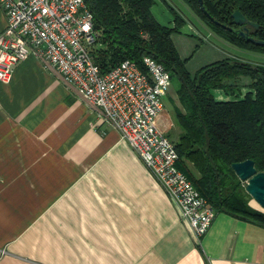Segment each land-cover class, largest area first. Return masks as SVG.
<instances>
[{
    "label": "crops",
    "instance_id": "obj_1",
    "mask_svg": "<svg viewBox=\"0 0 264 264\" xmlns=\"http://www.w3.org/2000/svg\"><path fill=\"white\" fill-rule=\"evenodd\" d=\"M172 7L184 18L172 39L192 73L248 59L247 49L209 39L172 0L151 11L175 27ZM6 25L0 5V32ZM232 82L251 90L248 76ZM0 264H264V225L219 212L199 239L119 130L31 53L0 81Z\"/></svg>",
    "mask_w": 264,
    "mask_h": 264
},
{
    "label": "trees",
    "instance_id": "obj_2",
    "mask_svg": "<svg viewBox=\"0 0 264 264\" xmlns=\"http://www.w3.org/2000/svg\"><path fill=\"white\" fill-rule=\"evenodd\" d=\"M186 1L219 36L240 48L264 53V46L248 42L212 21L200 0ZM85 2L93 14L95 32L90 50L101 72L126 59L145 70L146 56L162 63L179 82L180 104L174 115L179 131L173 140L179 154L177 166L217 213L264 225V211L251 204L247 182L233 168L234 162L253 159L258 170L264 171V63L229 56L192 73L172 39L184 22L173 7L177 22L169 27L154 17L151 8L155 0ZM203 4L215 19L232 26V13L239 9L260 24L251 31L256 38L264 39V0H203ZM242 75L251 79V90L245 94L232 82ZM217 89L232 99H218L214 93Z\"/></svg>",
    "mask_w": 264,
    "mask_h": 264
},
{
    "label": "built area",
    "instance_id": "obj_3",
    "mask_svg": "<svg viewBox=\"0 0 264 264\" xmlns=\"http://www.w3.org/2000/svg\"><path fill=\"white\" fill-rule=\"evenodd\" d=\"M0 5L7 18L0 32V81L9 83L31 53L58 70L136 150L201 239L217 212L179 169L176 144L157 123L170 71L146 56L145 70L126 59L102 73L90 50L95 32L85 0H0Z\"/></svg>",
    "mask_w": 264,
    "mask_h": 264
},
{
    "label": "water",
    "instance_id": "obj_4",
    "mask_svg": "<svg viewBox=\"0 0 264 264\" xmlns=\"http://www.w3.org/2000/svg\"><path fill=\"white\" fill-rule=\"evenodd\" d=\"M203 10L207 16L215 23L233 31L238 36L245 38L248 42L264 46V39L256 38L251 31V27L258 29L260 24L249 19L242 11L236 9L232 13L234 26L221 23L215 19L205 8L203 0H200ZM233 168L241 180L247 182L246 190L252 198L264 209V171H259L253 159H246L233 163Z\"/></svg>",
    "mask_w": 264,
    "mask_h": 264
},
{
    "label": "rangeland",
    "instance_id": "obj_5",
    "mask_svg": "<svg viewBox=\"0 0 264 264\" xmlns=\"http://www.w3.org/2000/svg\"><path fill=\"white\" fill-rule=\"evenodd\" d=\"M172 1L177 3V5H179L181 10L191 19V21H193V23H195L199 28H201L204 31V33L206 34V36L209 39H211L212 41H215L216 43L220 44L221 47H223V48H225L227 50H230V48H233V47H231L233 45H231L227 41H224V39H222L223 37H221L217 33H215L211 29V27L202 18H200L198 15L193 13L192 8L189 6V4L187 3L186 0H172ZM209 32H211V34H209ZM218 40H222V41L226 42L228 45L223 44L221 41H220L221 42L220 43ZM241 55L247 56L248 59H251L252 61H257V62H260V63H264V53H259V52H254V51H248L247 50V51H244V53H242ZM199 60H198V62H199ZM193 65L194 64L192 63L190 67L193 68L194 67ZM178 84H179V82H178L177 78H172L170 88L167 91V93L164 95L165 108H164L163 113H165V114H164V118H163V121H162V126H160V128L167 135H169L172 138V140H176L177 139V134H178V131H179L178 126H177V124L175 123V120H174L176 106H177V104H180L179 100H178V96H177ZM169 121H171L170 122L171 124L168 125ZM164 123H165V125H164ZM165 126H167V127L164 128ZM251 204L254 207H256V208L262 209L260 207V205L253 198L251 199ZM262 210L264 211V209H262Z\"/></svg>",
    "mask_w": 264,
    "mask_h": 264
}]
</instances>
